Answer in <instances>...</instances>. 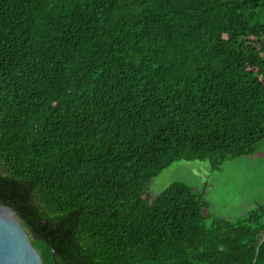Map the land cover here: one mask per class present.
<instances>
[{
	"label": "trees",
	"instance_id": "16d2710c",
	"mask_svg": "<svg viewBox=\"0 0 264 264\" xmlns=\"http://www.w3.org/2000/svg\"><path fill=\"white\" fill-rule=\"evenodd\" d=\"M262 142L264 0H0V203L44 264H264V204L148 192Z\"/></svg>",
	"mask_w": 264,
	"mask_h": 264
},
{
	"label": "rangeland",
	"instance_id": "374dc122",
	"mask_svg": "<svg viewBox=\"0 0 264 264\" xmlns=\"http://www.w3.org/2000/svg\"><path fill=\"white\" fill-rule=\"evenodd\" d=\"M174 182H183L202 193L209 209L205 214L235 221L264 204V142L247 158L225 162L213 170L210 160L177 162L149 183L154 199Z\"/></svg>",
	"mask_w": 264,
	"mask_h": 264
},
{
	"label": "water",
	"instance_id": "95a60500",
	"mask_svg": "<svg viewBox=\"0 0 264 264\" xmlns=\"http://www.w3.org/2000/svg\"><path fill=\"white\" fill-rule=\"evenodd\" d=\"M23 221L21 212L0 203V264H44L33 243L38 236L28 231Z\"/></svg>",
	"mask_w": 264,
	"mask_h": 264
}]
</instances>
